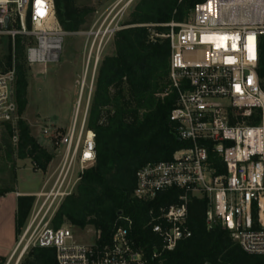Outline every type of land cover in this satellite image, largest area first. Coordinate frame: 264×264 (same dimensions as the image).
I'll return each mask as SVG.
<instances>
[{"label": "built area", "instance_id": "built-area-1", "mask_svg": "<svg viewBox=\"0 0 264 264\" xmlns=\"http://www.w3.org/2000/svg\"><path fill=\"white\" fill-rule=\"evenodd\" d=\"M131 3L112 7L100 27L89 33L93 80L105 46L125 28L123 20ZM114 12L118 13L109 21ZM167 26L171 28L165 36L171 46L170 80L178 94L170 119L188 147L171 161L148 164L136 173L133 196L138 201L151 203L171 189L182 193L178 204L149 211L147 227L160 245L154 246L152 257L174 251L191 237L190 198L208 200L209 229L220 224L246 254L263 257L264 79L258 71L264 50V0H205L195 7L188 23ZM66 36L53 0H0V39L10 40L13 46L17 39L25 40L27 66L39 74L60 61ZM15 84L14 68L0 71V138L9 127L17 145ZM86 118L87 112L77 127V113L59 142L64 152L54 170L44 174L40 192L32 196L33 208L7 264L20 254L19 264L31 248L54 249L57 264H147L129 219L104 247L98 242L74 244L70 228L52 226L63 201L95 164L96 135L86 128ZM43 135L55 138L49 129ZM96 234L98 241L100 233Z\"/></svg>", "mask_w": 264, "mask_h": 264}, {"label": "trees", "instance_id": "trees-1", "mask_svg": "<svg viewBox=\"0 0 264 264\" xmlns=\"http://www.w3.org/2000/svg\"><path fill=\"white\" fill-rule=\"evenodd\" d=\"M53 1L62 29L66 33L80 32L85 14L75 7V0ZM135 1L128 9L125 28L114 35L109 52L100 58L92 92L83 106V112H87L86 128L96 135L95 164L82 174L74 193L63 201L52 226L91 228L100 233L97 242L104 247L110 244L114 232L125 225V219H129L133 222L132 236L145 249L147 264H264V256L246 254L220 224L208 228L206 198L188 201L191 237L181 241L174 251L152 257L154 246L160 245L147 227L149 211L158 212L160 207L178 204L182 193L171 189L151 203L138 201L133 196L136 173L148 164L171 161L175 153L188 147L179 140L176 124L170 119L178 94L172 89L171 46L165 36L171 32L167 25L188 23L195 7L205 0ZM9 42L10 55L0 61V71L16 70L17 157L31 161L37 171L46 173L53 156L31 135L22 118L28 106L29 89L26 41L17 39L15 46ZM258 74L264 79V50ZM166 91L170 93L163 97ZM4 136L11 137L9 127ZM11 193L15 189H0V198ZM33 205V197H18L17 235L25 228ZM8 260L0 255V264H7ZM19 264H57L55 250L31 248Z\"/></svg>", "mask_w": 264, "mask_h": 264}, {"label": "rangeland", "instance_id": "rangeland-1", "mask_svg": "<svg viewBox=\"0 0 264 264\" xmlns=\"http://www.w3.org/2000/svg\"><path fill=\"white\" fill-rule=\"evenodd\" d=\"M131 1L133 2V0H75V7L85 14L83 29L77 33H67L60 61L49 64L46 72L39 74L38 70L28 67V106L22 118L29 126L31 135L53 156V160L48 165L47 174L54 170L60 160V154L64 152V148L58 144L72 128L75 115L78 113L77 127L81 126L85 116L83 106L87 105L92 92L95 67L93 57L88 66L89 49L92 43L89 40V33L100 27L111 13L109 11L112 7L120 3V7L126 6ZM117 13L114 12L109 21ZM127 20L128 17L125 15L123 22L125 23ZM109 47V44L105 46L102 55L109 52ZM8 55H10V42L7 39H0V61H4ZM83 94L85 96L82 101ZM45 129H49L51 133L55 134L53 140L44 137ZM18 144L13 143L12 137L3 136L0 138V189H15L18 178L19 180L26 178L24 174L27 172L22 174L17 173L18 171L30 169L34 173L36 172L31 161L18 159ZM40 173L43 176L46 174ZM14 174H16V180H14ZM77 177L78 175L75 180ZM31 178L32 176L27 177L26 181L34 185L40 179V175L36 178L34 176L37 180ZM65 227L70 228L74 244L82 246L97 244L95 230L81 229L70 225H65ZM10 256L11 254L7 258ZM19 258L20 254L11 264H17Z\"/></svg>", "mask_w": 264, "mask_h": 264}, {"label": "crops", "instance_id": "crops-1", "mask_svg": "<svg viewBox=\"0 0 264 264\" xmlns=\"http://www.w3.org/2000/svg\"><path fill=\"white\" fill-rule=\"evenodd\" d=\"M27 172V174H24ZM17 173H22L26 176L24 180H19L15 187V193L6 195L0 198V255L3 257L9 256L15 249L19 236L17 235L16 228V214H17V200L21 196H34L40 192L44 176L40 172H33L32 170L18 171ZM31 179H35L36 176L40 175V179L32 185L29 184L26 179L29 176ZM35 176V178H34ZM28 183V184H27Z\"/></svg>", "mask_w": 264, "mask_h": 264}, {"label": "bare ground", "instance_id": "bare-ground-1", "mask_svg": "<svg viewBox=\"0 0 264 264\" xmlns=\"http://www.w3.org/2000/svg\"><path fill=\"white\" fill-rule=\"evenodd\" d=\"M47 71V70H46Z\"/></svg>", "mask_w": 264, "mask_h": 264}]
</instances>
